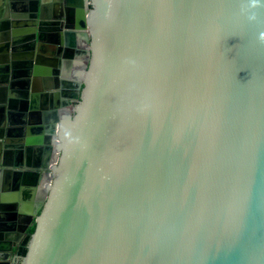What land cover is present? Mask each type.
<instances>
[{
  "label": "water",
  "instance_id": "water-1",
  "mask_svg": "<svg viewBox=\"0 0 264 264\" xmlns=\"http://www.w3.org/2000/svg\"><path fill=\"white\" fill-rule=\"evenodd\" d=\"M44 4L0 0L7 67L51 65L25 102L46 146L34 233L0 244L18 264H264V0Z\"/></svg>",
  "mask_w": 264,
  "mask_h": 264
},
{
  "label": "crops",
  "instance_id": "crops-1",
  "mask_svg": "<svg viewBox=\"0 0 264 264\" xmlns=\"http://www.w3.org/2000/svg\"><path fill=\"white\" fill-rule=\"evenodd\" d=\"M22 3H29L32 0H18ZM60 0H50L49 6L52 4H56ZM28 7V6H27ZM5 8L3 6L0 7V43L5 44L9 42L8 38L12 35L10 31L12 30L10 26V21L8 19L3 20V18L6 16ZM55 10H52V13L49 9H47L46 15L47 17L54 16ZM19 19H23L19 17ZM12 22L14 21L12 18L10 19ZM19 32H14V34H17ZM23 42H25L23 40ZM2 48H0V51ZM22 51V50H21ZM36 51V50H35ZM56 52L55 47L52 45H48L46 48V52H44V57L48 60L51 59L52 55ZM22 52V54H24ZM7 54V57H6ZM2 53L0 52V63H3L2 60L7 59L6 62L3 63V65H0V69H10L7 67L6 63L11 62L12 59L9 57L11 54L10 51L8 53ZM20 55V57L22 56ZM4 55V56H2ZM35 58V55H34ZM52 60V59H51ZM17 62V61H16ZM18 64H26L29 62H25V60H22L20 62H17ZM6 65V66H5ZM41 65V66H40ZM38 65L40 68L39 71L36 70V74L38 75L37 81H45V78H43L42 72L44 69L45 71L51 69V65H44L42 62ZM45 66V67H43ZM12 69V68H11ZM34 69V68H33ZM30 70V69H29ZM23 71V70H20ZM25 71V70H24ZM33 71V70H32ZM1 76V75H0ZM31 80L34 79V75H30ZM21 83L20 79H17V82L14 84L15 89L8 90V102H10V108L6 109V111L0 113V124L3 123V126L1 129L6 131V135H8L9 143L7 151H5V145H6V138L0 139V196L9 193L11 201L8 202H2L0 203V234H4L7 232H17L22 229V227H25V223L29 220H33V217L29 216H23L20 214V211H22L23 205H32L33 201L35 199L36 189L40 184V172L43 174L45 171L43 169V165L46 163V157H45V150L46 146L41 144L35 145L33 148H35V151L29 155L27 152V145L23 147L19 146V143L24 140L23 134L25 133V130L27 129L28 124H30V113L26 110L27 107L23 108L20 105L19 100H23L24 103L27 102L28 97L25 99V97H21L20 90L17 88L18 84ZM14 90V94H13ZM22 92V91H21ZM13 95V96H12ZM13 102V103H12ZM19 102V103H17ZM43 104V102H41ZM40 103V107L42 104ZM11 112L12 114H8ZM36 134H38L36 132ZM36 140L41 143L42 140L39 141V139H42L40 137H37ZM32 138V137H31ZM8 139V138H7ZM18 143V144H17ZM13 145V146H12ZM15 146L18 147V149H15ZM19 150V151H18ZM40 150V151H39ZM51 159V158H50ZM3 170V171H2ZM6 170V171H5ZM9 172L8 175L3 174V172ZM16 174H20V176H17ZM28 174V175H27ZM30 174L32 177H30ZM38 175V176H37ZM37 176V177H34ZM9 184V189L7 193L3 192V187L6 186V184ZM3 201V200H1ZM9 208V209H7ZM33 211V209L31 210ZM12 223V225H10ZM31 224H28L24 230L26 231L29 229ZM20 243L17 244V246L10 245V244H0V264H12L14 258L13 251L15 249H18L20 246Z\"/></svg>",
  "mask_w": 264,
  "mask_h": 264
},
{
  "label": "bare ground",
  "instance_id": "bare-ground-1",
  "mask_svg": "<svg viewBox=\"0 0 264 264\" xmlns=\"http://www.w3.org/2000/svg\"><path fill=\"white\" fill-rule=\"evenodd\" d=\"M49 1L50 0H44V2H45V4H44V11H43L44 12L43 13V17L44 18H53V17H55V16L47 17V15H46L47 9H49L51 11V13H52V10H55V13L59 16L60 13H61V9L63 7V3H65V1L69 2L70 0H63V1L60 0L55 5L52 4L51 6H49V4H50ZM71 1L72 2H76V3L78 2V0H71ZM15 67L16 68H21L22 67L23 69H26L25 71H18L16 73V78L21 80V83H19L17 85L18 86L17 88H19V90H20V95L19 96L25 97V99H26L27 96H28V94H29V92L32 91V89H34V88L37 89V88H39V87H41L43 85L44 86H47L49 84V83H46V81H37L35 79H32L31 80V79H29L28 76H26V75H28V71H29V68H30V63H26V64H16ZM0 75H1L0 76V83H2V84L4 83L3 85H5L6 83H8V70L7 69H0ZM23 76H25V77H23ZM20 84H22V85L20 86ZM13 87H14V85H13ZM22 90H25V91L23 92ZM14 93L15 92L13 90V94ZM3 96L4 95L1 94V97H3ZM4 111H6V109L0 110V113H2ZM36 119H37V117H35L34 115H31L30 114V124H34V126H36L37 125V124H35ZM2 126H3V123L0 124V139H4L5 137L8 138V139L7 138L5 139L6 140L5 151H7L9 143H13V142H9L8 143L9 137H8V135H6V131L4 130V132H3V130L1 129ZM35 134H36V132L34 133V135H33L32 138H28V137L23 136L22 138H25V139L24 140H22V139L19 140V141H22L21 143H19V146H21V147H23L25 145L24 143H26V145H27V152H28L29 155H31L35 151V148H33L35 145H37V144L41 145V143H39L36 140ZM40 140H42V139H39V141ZM16 148L18 149L17 146H15V149ZM8 174H9V172H6L5 175H8ZM16 175L17 176H20V174H16ZM37 176H34V177H37ZM30 177H32L31 174H30ZM5 184H6V186L3 187V192L4 193L5 192L7 193L8 191L6 190V187H7V189H9V184H7V183H5ZM10 196L11 195L9 193L4 194L3 196L1 195L0 196V203H2L4 201L9 203L11 201ZM1 200H3V201H1ZM31 223H32L31 220L27 221L25 223V227H22V229L20 231L23 232L25 230L26 226L28 224H31Z\"/></svg>",
  "mask_w": 264,
  "mask_h": 264
},
{
  "label": "rangeland",
  "instance_id": "rangeland-1",
  "mask_svg": "<svg viewBox=\"0 0 264 264\" xmlns=\"http://www.w3.org/2000/svg\"><path fill=\"white\" fill-rule=\"evenodd\" d=\"M7 70H9L10 71V74H9V82L7 83V84H5L4 86H7L8 87V89L10 90V89H15V87H13V85L17 82V79L16 80H14V76H16L14 73H16L17 71H15V69H7ZM30 77V76H29ZM31 78V77H30ZM22 84H20V86H21ZM23 92L25 91V90H22ZM20 101V105L23 107V108H25L26 107V104L24 103V101L23 100H19ZM17 103H19V102H17ZM39 174H41L42 175V173L40 172ZM7 209H9V208H7ZM10 225H12V223L10 224ZM33 228V224L29 227V229L26 231V233L24 234V239H26V241H23L24 243H26L27 242V240L30 238V233H31V229ZM21 248L22 247H20V249L18 248V249H15L14 251H13V254H14V260H13V263L12 264H18L19 263V261H20V259H19V257H21L20 256V251H21Z\"/></svg>",
  "mask_w": 264,
  "mask_h": 264
},
{
  "label": "flooded vegetation",
  "instance_id": "flooded-vegetation-1",
  "mask_svg": "<svg viewBox=\"0 0 264 264\" xmlns=\"http://www.w3.org/2000/svg\"><path fill=\"white\" fill-rule=\"evenodd\" d=\"M54 16L57 17L58 15H57V14H54ZM32 40H33V37H32V36L26 38V40H25V44H26L25 52L31 50L30 44H32V43H31ZM29 72H30V71H29ZM29 72H28V73H29ZM30 73H31V72H30ZM29 122H30V119H29ZM44 150H45V149H44ZM39 151H40V150H39ZM32 221H33V220H32ZM31 225H32V223H31Z\"/></svg>",
  "mask_w": 264,
  "mask_h": 264
},
{
  "label": "trees",
  "instance_id": "trees-1",
  "mask_svg": "<svg viewBox=\"0 0 264 264\" xmlns=\"http://www.w3.org/2000/svg\"><path fill=\"white\" fill-rule=\"evenodd\" d=\"M33 233H34V228L31 229V233H30V235L33 234ZM26 252H27L26 247H22V248H21V251H20V256H21V258L25 256Z\"/></svg>",
  "mask_w": 264,
  "mask_h": 264
}]
</instances>
